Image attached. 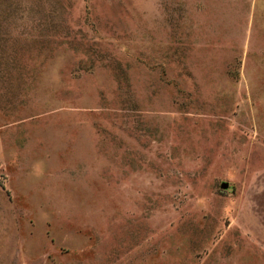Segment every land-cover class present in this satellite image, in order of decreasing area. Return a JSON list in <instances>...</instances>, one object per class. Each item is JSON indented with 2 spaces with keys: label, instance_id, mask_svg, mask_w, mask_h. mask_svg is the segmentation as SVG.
Segmentation results:
<instances>
[{
  "label": "rangeland",
  "instance_id": "374dc122",
  "mask_svg": "<svg viewBox=\"0 0 264 264\" xmlns=\"http://www.w3.org/2000/svg\"><path fill=\"white\" fill-rule=\"evenodd\" d=\"M0 264H264V0H0Z\"/></svg>",
  "mask_w": 264,
  "mask_h": 264
},
{
  "label": "water",
  "instance_id": "95a60500",
  "mask_svg": "<svg viewBox=\"0 0 264 264\" xmlns=\"http://www.w3.org/2000/svg\"><path fill=\"white\" fill-rule=\"evenodd\" d=\"M221 187L222 188L226 187V184L225 183L221 184Z\"/></svg>",
  "mask_w": 264,
  "mask_h": 264
}]
</instances>
